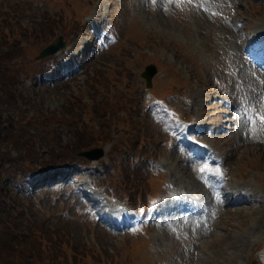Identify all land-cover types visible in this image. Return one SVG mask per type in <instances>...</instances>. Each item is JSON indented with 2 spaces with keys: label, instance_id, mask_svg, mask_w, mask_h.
<instances>
[{
  "label": "rangeland",
  "instance_id": "374dc122",
  "mask_svg": "<svg viewBox=\"0 0 264 264\" xmlns=\"http://www.w3.org/2000/svg\"><path fill=\"white\" fill-rule=\"evenodd\" d=\"M235 16L243 18L238 36ZM263 24L264 0H0V37L10 38L5 51L16 46L18 55L1 66L31 103L15 108L16 125H25L24 113L38 126L20 142L31 148L23 153L34 150L35 161L26 164L39 172L28 191L45 192L34 200L42 207L25 210V219L36 216L49 233L66 234L76 247L69 264H264V124L251 128L243 115L264 105L260 77L240 48ZM60 35L69 46L37 61ZM71 52L83 73L70 79L64 64L59 75L33 79ZM90 62L100 75L89 72ZM149 64L159 69L150 89L142 76ZM236 116L235 124L225 122ZM86 128L96 139L82 150L105 147V157L88 161L72 151L76 158L64 159L75 142L92 141ZM176 128L195 129L192 137L225 156L229 185L247 188L255 201L221 206L218 216L211 212L213 226L189 222L173 230L157 219L152 209L162 213L187 195L218 206L176 142ZM103 130L109 136L98 141ZM2 147L22 154L15 142ZM157 194L152 209L139 210Z\"/></svg>",
  "mask_w": 264,
  "mask_h": 264
},
{
  "label": "trees",
  "instance_id": "16d2710c",
  "mask_svg": "<svg viewBox=\"0 0 264 264\" xmlns=\"http://www.w3.org/2000/svg\"><path fill=\"white\" fill-rule=\"evenodd\" d=\"M0 38L1 41L5 40L0 53V264H69L70 261L67 256L71 252L76 253V247L71 244L68 238L64 237L66 236L65 233L63 236L49 233V229L44 228L45 221L40 227L38 222L41 221L35 215L32 217L33 219L31 218L32 220H26L25 210L39 207L42 202L34 201L35 194L22 196L15 189L16 184L23 187L25 185L24 179L20 177V170H23L27 175L34 171L28 166L29 164H26L28 158L35 161L31 154L34 150L23 153L24 149L31 150V148L25 146L22 148L20 141L24 132H28L34 127L38 128V126L34 125V121H30L31 118L24 113L21 120L25 125H16L20 121L17 120L18 117L16 118L15 108H22L20 101L25 106H28L29 103L22 93H17L14 88L16 77L12 74V70L9 71L8 66H1L3 62L10 63L16 59L18 56L16 46H11L10 50L5 51L9 43L7 40L10 38H6L5 34L1 35ZM6 112L7 119L4 115ZM40 118V116H35V121H39V125H43L45 120L42 121L41 119L40 121ZM28 125L31 127L25 128ZM85 131L92 134L94 137L92 141L87 143L75 142L76 145L69 154L64 156V159L76 158L75 155L71 154L72 151L78 153L82 148L95 143L94 131L88 128ZM108 136L109 134L103 130L101 139L98 141ZM11 142H15L19 150H22L20 151L22 154L16 157L17 159L12 157L9 152L10 149H7ZM2 146L6 147L7 150L4 151ZM62 148H66L65 151L69 149L66 146Z\"/></svg>",
  "mask_w": 264,
  "mask_h": 264
},
{
  "label": "water",
  "instance_id": "95a60500",
  "mask_svg": "<svg viewBox=\"0 0 264 264\" xmlns=\"http://www.w3.org/2000/svg\"><path fill=\"white\" fill-rule=\"evenodd\" d=\"M66 44L67 42L63 41L62 37H59V39L55 43L43 49L38 58L53 54L64 47ZM157 71L158 69L155 65L147 66V70L143 73V75L148 79L149 84H151L152 77L157 73ZM80 155L85 156L90 160H97L105 155V149L103 147H96L90 150L82 151Z\"/></svg>",
  "mask_w": 264,
  "mask_h": 264
},
{
  "label": "bare ground",
  "instance_id": "6f19581e",
  "mask_svg": "<svg viewBox=\"0 0 264 264\" xmlns=\"http://www.w3.org/2000/svg\"><path fill=\"white\" fill-rule=\"evenodd\" d=\"M237 18V20H240L239 19V17H236ZM264 25V24H263ZM235 33H238V34H241V32H243V28L242 29H240V30H238V31H234ZM255 32H256V37H255V39H254V42H256V41H261V40H263V35H264V26H258V28H256L255 29ZM212 104L214 105V107L216 108V104H217V102H212ZM228 112H230V113H226V117L228 116H232V112L231 111H229L228 110ZM233 120V122L229 119V120H225V122L226 123H234L235 124V121H234V119H232ZM242 138H243V135H242ZM246 139H250V137H248V138H246ZM248 141V140H247ZM249 188H250V186H249ZM229 191H227L226 193H225V195H224V205H228V204H234V205H240L241 204V202L240 201H238L237 200V198H236V195H237V193L241 190H234V189H232V190H230L229 189V187L227 188ZM255 201V199H254V197H253V195H252V199L250 200V202L249 203H252V202H254Z\"/></svg>",
  "mask_w": 264,
  "mask_h": 264
},
{
  "label": "snow or ice",
  "instance_id": "6c2138e0",
  "mask_svg": "<svg viewBox=\"0 0 264 264\" xmlns=\"http://www.w3.org/2000/svg\"><path fill=\"white\" fill-rule=\"evenodd\" d=\"M260 119H261V120H264V116H261ZM201 171H203V169H201Z\"/></svg>",
  "mask_w": 264,
  "mask_h": 264
}]
</instances>
